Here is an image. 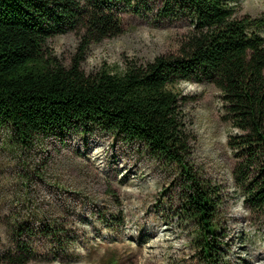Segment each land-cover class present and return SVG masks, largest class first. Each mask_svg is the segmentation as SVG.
I'll return each mask as SVG.
<instances>
[{
	"label": "rangeland",
	"instance_id": "374dc122",
	"mask_svg": "<svg viewBox=\"0 0 264 264\" xmlns=\"http://www.w3.org/2000/svg\"><path fill=\"white\" fill-rule=\"evenodd\" d=\"M227 1L237 17L264 13V0ZM158 5L147 15L122 9L121 33L89 44L83 73H122L177 55L193 23L158 18ZM80 47V34L67 31L46 42L44 57L68 67ZM174 89L187 99L189 164L220 191L219 264H264V210L252 212L236 185L237 160L227 145L234 131L221 119L219 92L189 81ZM183 194L176 168L111 132L90 127L23 145L0 127V257L20 254L26 264H203Z\"/></svg>",
	"mask_w": 264,
	"mask_h": 264
},
{
	"label": "trees",
	"instance_id": "16d2710c",
	"mask_svg": "<svg viewBox=\"0 0 264 264\" xmlns=\"http://www.w3.org/2000/svg\"><path fill=\"white\" fill-rule=\"evenodd\" d=\"M188 18L193 28L177 55H162L122 73L86 76L80 66L92 42L121 33L118 13L152 12ZM264 13L235 16L227 0H0V127L13 141L97 127L144 147L182 178L183 214L195 225L203 264H219L216 246L219 189L189 164L191 133L175 91L181 81L219 92L227 139L237 164L233 175L252 212L264 210ZM74 31L81 49L65 67L45 58L46 42ZM5 264H26L7 253Z\"/></svg>",
	"mask_w": 264,
	"mask_h": 264
}]
</instances>
